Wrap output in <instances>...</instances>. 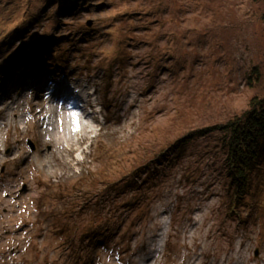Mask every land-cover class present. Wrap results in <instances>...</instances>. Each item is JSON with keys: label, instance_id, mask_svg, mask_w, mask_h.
<instances>
[{"label": "rangeland", "instance_id": "obj_1", "mask_svg": "<svg viewBox=\"0 0 264 264\" xmlns=\"http://www.w3.org/2000/svg\"><path fill=\"white\" fill-rule=\"evenodd\" d=\"M254 97L264 0H0V264H264V163L232 208L207 130Z\"/></svg>", "mask_w": 264, "mask_h": 264}, {"label": "trees", "instance_id": "obj_2", "mask_svg": "<svg viewBox=\"0 0 264 264\" xmlns=\"http://www.w3.org/2000/svg\"><path fill=\"white\" fill-rule=\"evenodd\" d=\"M66 48L64 46L63 49L57 48L55 44H42L39 51H34L37 58H31L27 63V68L31 69L33 67L32 71L40 68L45 73L53 71L49 69L48 64L50 63L47 62L48 60L57 59V62L58 60L63 61L64 58L72 59L70 54L64 57ZM58 54L59 57L56 56ZM31 62L35 63L31 66ZM37 71H35L36 75ZM224 128L225 130L220 138L226 150V165L228 166L230 184L236 194L232 197L234 205L232 208H238L237 203L239 201H237V197L241 198L253 193L255 188L253 185L257 183V181L253 182V179L260 176L258 170L264 163V98L254 97L250 107L242 115H235L228 125L216 124L208 126L207 130L210 133ZM201 132L199 130L198 133Z\"/></svg>", "mask_w": 264, "mask_h": 264}, {"label": "bare ground", "instance_id": "obj_3", "mask_svg": "<svg viewBox=\"0 0 264 264\" xmlns=\"http://www.w3.org/2000/svg\"><path fill=\"white\" fill-rule=\"evenodd\" d=\"M42 44H44V43L43 42L38 43L37 44L38 46H36V49L37 48L40 49L42 47ZM51 72L53 73L54 71H49L47 73V79L48 80L51 79V76H50V75H52ZM65 88H66V86L64 85L63 90ZM57 93H59V92L54 93L53 96H56V98L58 99L57 101H59L61 104L58 105V102H57L56 109H58V107H61L62 108V111L60 110V113L61 114L59 116H57V119H56L57 121L56 122H59L62 119H67L68 118V123L67 124L70 125V117H73L75 115L73 113H70L69 114V112L71 111L72 106H74V98L70 94V92L67 93V94H65V92L63 91L64 95H62V93L56 95ZM79 99L81 101L82 100V96H80ZM92 106H94V105H92ZM68 114H69V116H68ZM91 114H92V111L88 112L86 109L84 110V107H81L80 114L78 115V113H76V115H75V118H74L75 121H78V118H80V120H81L80 126L82 127V133H81L82 136L86 135V132H89L90 131V128L89 127H91V126H90L89 116ZM91 118H92V116H91ZM13 133H14V130H13V132L10 133V137H9V139H10V144L9 145L10 146L16 140V138H15V136H14ZM65 133L66 134H72L71 131H65ZM42 141H43L42 143H45V140L43 138H42ZM65 141H67L69 144H71V138H68V137L65 136ZM74 141H75V139H74ZM48 143H50V142H48ZM62 146H63V149L66 147V145H64V144H62ZM59 147H60V145H59ZM30 160H31V157L28 159V162L25 163V165L28 168L34 167L36 170H39L38 164L32 163ZM95 235L96 234H92L91 236H95Z\"/></svg>", "mask_w": 264, "mask_h": 264}, {"label": "water", "instance_id": "obj_4", "mask_svg": "<svg viewBox=\"0 0 264 264\" xmlns=\"http://www.w3.org/2000/svg\"><path fill=\"white\" fill-rule=\"evenodd\" d=\"M31 144H32L33 148H35L34 143L31 142Z\"/></svg>", "mask_w": 264, "mask_h": 264}]
</instances>
